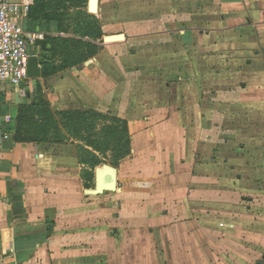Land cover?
<instances>
[{
    "label": "crops",
    "instance_id": "0c3cea01",
    "mask_svg": "<svg viewBox=\"0 0 264 264\" xmlns=\"http://www.w3.org/2000/svg\"><path fill=\"white\" fill-rule=\"evenodd\" d=\"M87 12L103 34L95 56L0 84V264H264V0H97ZM38 84L53 111L126 121L116 191L85 194L94 173L87 182L72 139L13 140Z\"/></svg>",
    "mask_w": 264,
    "mask_h": 264
},
{
    "label": "trees",
    "instance_id": "16d2710c",
    "mask_svg": "<svg viewBox=\"0 0 264 264\" xmlns=\"http://www.w3.org/2000/svg\"><path fill=\"white\" fill-rule=\"evenodd\" d=\"M87 1L33 0L28 20L55 24L57 31L56 36H44L35 44L42 79L78 66L99 51L94 42L101 41L103 37L100 24L94 15L79 10ZM71 8L73 12H69ZM70 139L78 140L76 155L78 163L86 168L83 176L87 182L93 178V169L102 164L96 153L109 150L113 167L130 156L131 140L126 121L95 111H53L38 84L34 100L17 108L13 121V140L21 143L62 144ZM86 187L89 189L90 185Z\"/></svg>",
    "mask_w": 264,
    "mask_h": 264
},
{
    "label": "built area",
    "instance_id": "2783aa9c",
    "mask_svg": "<svg viewBox=\"0 0 264 264\" xmlns=\"http://www.w3.org/2000/svg\"><path fill=\"white\" fill-rule=\"evenodd\" d=\"M33 0H0V84L19 87L29 80L27 60L39 34H29L22 28L28 20Z\"/></svg>",
    "mask_w": 264,
    "mask_h": 264
},
{
    "label": "water",
    "instance_id": "95a60500",
    "mask_svg": "<svg viewBox=\"0 0 264 264\" xmlns=\"http://www.w3.org/2000/svg\"><path fill=\"white\" fill-rule=\"evenodd\" d=\"M88 11L96 13L97 0H89ZM27 77L29 79H40L41 71L37 57L30 56L27 60ZM116 169L110 165H102L94 170V189L85 190L87 195H100L104 192L117 190Z\"/></svg>",
    "mask_w": 264,
    "mask_h": 264
},
{
    "label": "rangeland",
    "instance_id": "374dc122",
    "mask_svg": "<svg viewBox=\"0 0 264 264\" xmlns=\"http://www.w3.org/2000/svg\"><path fill=\"white\" fill-rule=\"evenodd\" d=\"M87 6H88V1H87V3L84 4L81 8H79V10L82 11V12H85V11H87ZM73 11H74V9L71 8L69 12H73ZM69 36H71V34H70ZM35 53L37 54V52H35ZM87 61H88V60H87ZM84 63H85V62H83L82 64H80V65H78V66H82ZM104 123H105V122L99 124V126H98V128H97L95 134L98 133V130L102 127V125H103ZM92 135H93V134H92ZM68 141H69V140H68ZM74 141H76V140H74ZM76 142L78 143V140H77ZM96 154L98 155V157H99V158L101 159V161H102V164L99 165L98 167H101L102 165H110V166H112L111 163H110V157H111L112 154H111V152H110L109 150L106 151L105 153H100V154L96 153ZM98 167H96V168H98ZM112 167H113V166H112ZM94 170H95V168L93 169V173H94ZM91 189H93V188H91Z\"/></svg>",
    "mask_w": 264,
    "mask_h": 264
}]
</instances>
